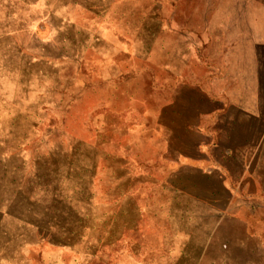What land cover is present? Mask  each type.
Segmentation results:
<instances>
[{
    "label": "rangeland",
    "instance_id": "rangeland-1",
    "mask_svg": "<svg viewBox=\"0 0 264 264\" xmlns=\"http://www.w3.org/2000/svg\"><path fill=\"white\" fill-rule=\"evenodd\" d=\"M0 264H264V0H0Z\"/></svg>",
    "mask_w": 264,
    "mask_h": 264
}]
</instances>
